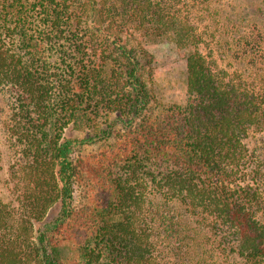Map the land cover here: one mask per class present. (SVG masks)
<instances>
[{
	"label": "trees",
	"instance_id": "16d2710c",
	"mask_svg": "<svg viewBox=\"0 0 264 264\" xmlns=\"http://www.w3.org/2000/svg\"><path fill=\"white\" fill-rule=\"evenodd\" d=\"M210 1L0 0L16 154L0 264H264V149L245 144L264 132V76H228L202 54L189 17ZM160 48L184 64V105L152 106Z\"/></svg>",
	"mask_w": 264,
	"mask_h": 264
},
{
	"label": "rangeland",
	"instance_id": "374dc122",
	"mask_svg": "<svg viewBox=\"0 0 264 264\" xmlns=\"http://www.w3.org/2000/svg\"><path fill=\"white\" fill-rule=\"evenodd\" d=\"M189 3V2H188ZM189 20L202 35L200 51L213 65L214 70H223L228 76L240 75L247 82L258 76H264L263 43H258L253 50L247 45H253L257 31L264 32V0H213L208 6L196 4V10L190 14ZM255 33V34H253ZM264 38V37H262ZM248 43H245V42ZM263 42V40H262ZM152 49V48H150ZM259 49V50H258ZM158 52L157 64L148 69L149 86L153 92V107L184 105L186 103V88L184 83V64L174 56H166L167 50ZM255 62V64L253 63ZM254 65V66H253ZM260 86L259 83H257ZM9 99L0 93V201L6 204L15 201L13 180L10 178L11 166L16 162L14 147L11 146L5 132L9 118ZM113 120L109 117L100 128H106ZM118 128V127H116ZM93 134V133H92ZM86 136L81 128L69 126L65 137L83 138ZM94 147H83L80 151L87 153ZM245 144L257 152L264 149V132L251 133ZM75 152L73 157H76ZM75 189L74 202L80 199V191ZM149 192V201L156 197ZM59 205L49 209L44 218L35 223L34 236L48 223L53 222L59 214ZM155 241V237L153 236Z\"/></svg>",
	"mask_w": 264,
	"mask_h": 264
}]
</instances>
